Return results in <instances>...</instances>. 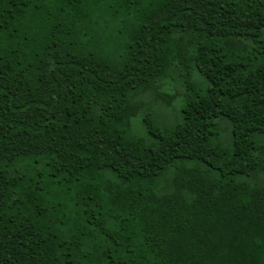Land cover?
<instances>
[{
  "label": "trees",
  "instance_id": "obj_1",
  "mask_svg": "<svg viewBox=\"0 0 264 264\" xmlns=\"http://www.w3.org/2000/svg\"><path fill=\"white\" fill-rule=\"evenodd\" d=\"M0 264H264V0H0Z\"/></svg>",
  "mask_w": 264,
  "mask_h": 264
}]
</instances>
